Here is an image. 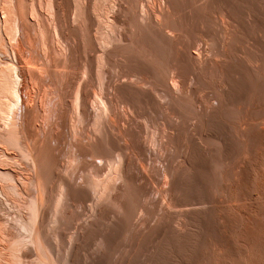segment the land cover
Wrapping results in <instances>:
<instances>
[{"label":"bare ground","instance_id":"bare-ground-1","mask_svg":"<svg viewBox=\"0 0 264 264\" xmlns=\"http://www.w3.org/2000/svg\"><path fill=\"white\" fill-rule=\"evenodd\" d=\"M205 246L264 264V0H0V264Z\"/></svg>","mask_w":264,"mask_h":264},{"label":"rangeland","instance_id":"rangeland-1","mask_svg":"<svg viewBox=\"0 0 264 264\" xmlns=\"http://www.w3.org/2000/svg\"><path fill=\"white\" fill-rule=\"evenodd\" d=\"M63 6H65V5H63ZM64 8H66V6L65 7H63V12H64V10H65V13H67L68 12V9H64ZM67 10V11H66ZM21 42V41H20ZM87 51H89L88 49H87ZM25 56L27 57V54L25 53ZM61 69V68H60ZM53 83H55V84H57L58 85V82H56L55 80H53L52 82L51 81H49V82H47L46 83V85L44 86V88H43V90H44V93H45V95H46V97H45V100H44V102H45V105H44V113L42 114V116H41V118H40V124L41 125H43V127L45 128L46 127V125H47V120H46V115L48 116L50 113H51V108H52V105H51V102H49V97L50 96H53L54 95V93H55V89H54V84ZM54 99H56V97L54 98ZM51 118L53 119L54 118V116H53V114H52V116H51ZM138 120V122L140 121V118L139 119H137ZM44 121V122H43ZM139 123H142V121H140ZM55 129H58V127L57 126H55ZM65 132V131H64ZM144 132V133H143ZM142 133H143V135H145V129H143L142 130ZM53 144V142L51 143V145ZM88 159V158H87ZM82 167H80V169H81ZM79 169V170H80ZM81 171H79V173H80ZM216 193V192H215ZM219 194V193H218ZM218 194H214L213 195V193H212V196H214L215 198H216V196L215 195H217V198H218V196H219V198L221 199V195H218ZM214 198V199H215ZM219 198H218V200H219ZM217 200V199H216ZM215 204H217L216 202H214ZM211 214V213H210ZM209 213L207 214V215H210ZM54 217V216H53ZM210 217H211V215H210ZM51 219V218H50ZM67 231H71V229L70 230H68V229H66ZM204 237V235H201V237ZM202 237V238H203ZM176 249H177V247H176ZM202 250H203V247H202V249H201V251L200 252H202ZM177 251V250H176ZM178 252V251H177ZM208 253H210V251H209V248L208 247H206L205 246V248H204V250H203V252H202V258H205V256L206 257H208V258H206L205 260L207 261L209 258H210V256H209V254ZM205 255V256H204ZM205 260L204 259H202V261L204 262V264H207V262H205ZM210 260H211V258H210ZM208 261V262H211L212 260H213V257H212V260L211 261ZM214 261H215V259L213 260V264H215L216 263V261H215V263H214ZM210 264V263H209ZM217 264V263H216Z\"/></svg>","mask_w":264,"mask_h":264}]
</instances>
